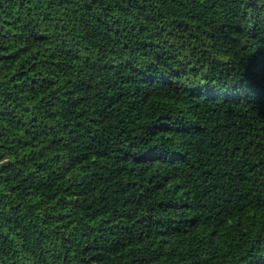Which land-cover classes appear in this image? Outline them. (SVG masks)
Returning <instances> with one entry per match:
<instances>
[{
	"label": "trees",
	"instance_id": "16d2710c",
	"mask_svg": "<svg viewBox=\"0 0 264 264\" xmlns=\"http://www.w3.org/2000/svg\"><path fill=\"white\" fill-rule=\"evenodd\" d=\"M0 264H264V0H0Z\"/></svg>",
	"mask_w": 264,
	"mask_h": 264
}]
</instances>
